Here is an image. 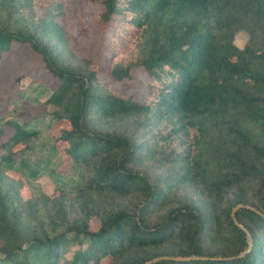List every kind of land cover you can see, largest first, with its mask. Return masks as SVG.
I'll use <instances>...</instances> for the list:
<instances>
[{"label":"trees","instance_id":"1","mask_svg":"<svg viewBox=\"0 0 264 264\" xmlns=\"http://www.w3.org/2000/svg\"><path fill=\"white\" fill-rule=\"evenodd\" d=\"M87 1L112 29L108 82L140 70L148 94L112 91L74 55L61 0H0V63L27 45L56 79L44 104L80 179L23 198L1 163L37 133L13 125L0 264H264V0Z\"/></svg>","mask_w":264,"mask_h":264},{"label":"rangeland","instance_id":"2","mask_svg":"<svg viewBox=\"0 0 264 264\" xmlns=\"http://www.w3.org/2000/svg\"><path fill=\"white\" fill-rule=\"evenodd\" d=\"M61 1L63 17L57 22L69 35V48L77 57L95 61L100 82H108L104 68L111 60L108 42L112 29H102L94 22L100 7L87 0ZM36 11L38 16L42 14V10ZM246 40L247 35L238 32L234 43L242 48ZM148 81L144 72L137 70L131 81L108 84L112 91L131 95L136 101L143 102L148 94ZM56 87V79L44 67L40 57L27 45L13 43L0 63V155L4 153L2 144L13 133V125L37 133L28 147L17 144L11 149L15 153V162L1 163L8 177L23 182V198L29 194H45L51 198L58 189L67 191L80 183L71 160L63 152L65 145L58 140L60 132L69 129V125L64 120L54 119L50 112L55 108L44 104L50 91ZM33 170L35 175L31 176ZM91 228H96V224L91 223ZM65 256L69 257V253Z\"/></svg>","mask_w":264,"mask_h":264},{"label":"water","instance_id":"3","mask_svg":"<svg viewBox=\"0 0 264 264\" xmlns=\"http://www.w3.org/2000/svg\"><path fill=\"white\" fill-rule=\"evenodd\" d=\"M239 206H240V205L235 206V207L233 208L232 213H231L232 219H233V221L235 222V224H237V222H236L235 218L233 217V212H234ZM239 227H241V226H239ZM248 246H249V248H248L247 251H249V250H250V247H251V242H250V241H249V243H248Z\"/></svg>","mask_w":264,"mask_h":264}]
</instances>
